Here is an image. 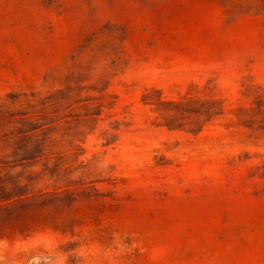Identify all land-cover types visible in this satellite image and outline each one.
Segmentation results:
<instances>
[{
	"label": "rangeland",
	"instance_id": "374dc122",
	"mask_svg": "<svg viewBox=\"0 0 264 264\" xmlns=\"http://www.w3.org/2000/svg\"><path fill=\"white\" fill-rule=\"evenodd\" d=\"M0 264H264V0H0Z\"/></svg>",
	"mask_w": 264,
	"mask_h": 264
}]
</instances>
